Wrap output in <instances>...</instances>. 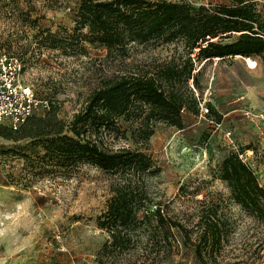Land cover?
<instances>
[{"label":"rangeland","instance_id":"obj_1","mask_svg":"<svg viewBox=\"0 0 264 264\" xmlns=\"http://www.w3.org/2000/svg\"><path fill=\"white\" fill-rule=\"evenodd\" d=\"M166 1L210 10L234 5L232 0ZM245 2L252 3L264 32V0ZM78 5L79 0H0V48L21 59V81L47 99L46 111L64 124L65 135L96 140L103 149L141 151L148 165L140 169L124 163L104 170L84 157L48 154L49 138L22 137L0 124V264H262L264 220L234 202L215 171L227 154L235 153L264 185L258 116L264 113V50L248 57L186 55L184 39L177 36L131 42L124 52L78 36L86 33L76 28ZM227 35L221 43L234 41L238 33ZM186 59L192 77L180 74L166 82L159 75L165 65L180 69ZM127 72L154 75L166 93H179L182 127L156 118L148 138L133 142L149 109L136 103L135 112L121 115L114 127L75 136L70 124L88 94ZM202 102L209 109L206 115L199 114ZM120 185L140 208L132 222L112 230L109 204ZM144 206L159 207L164 216L191 229L188 239L175 227L165 237L155 216H144ZM211 212L221 237L211 252L198 253L193 244L201 230L197 221Z\"/></svg>","mask_w":264,"mask_h":264},{"label":"trees","instance_id":"obj_2","mask_svg":"<svg viewBox=\"0 0 264 264\" xmlns=\"http://www.w3.org/2000/svg\"><path fill=\"white\" fill-rule=\"evenodd\" d=\"M232 1L234 5L222 4L210 10L204 6L193 7L184 2L166 0H79L76 28L86 29V33H78L79 37L124 52L131 42L169 41L181 36L187 47L186 55L195 52L197 56L211 58L260 54L264 50V32L261 31L263 26L257 23L259 15L254 12L252 3ZM262 10L264 13V3ZM232 32L238 33L237 38L230 43H221V39ZM214 38L218 40L213 41ZM188 65L189 59L180 69L167 64L159 75H163L166 82H171L180 74L185 79L192 77ZM136 103L146 104L149 109L136 127L133 142L148 138L152 132L151 122L156 118L177 128L182 127L181 95L172 89L166 93L154 75L127 72L105 80L88 94L84 107L74 115L70 130L78 137L87 131L90 133L92 129L95 132L101 127L110 129L121 115L135 112ZM35 116L29 117L17 130H9L18 132L22 137L49 138L48 154L66 158L84 157L104 170H114L124 163H134L140 169L148 165L147 156L141 151L126 147L103 149L96 140L80 142L65 135L64 124L53 111H46L41 117ZM215 174L226 182L234 202L264 220V185L259 184L253 170L237 154H227L218 163ZM127 192L121 185L114 189L107 222L112 230L117 224L125 226L132 222L135 210L140 208L129 202ZM142 210L144 216H155L156 224L164 231L165 237L169 229L175 227L188 239L186 234L191 229L164 216L159 207L149 210L148 206H144ZM197 224L201 230L198 242L193 243L195 250L199 253L201 249L208 248L206 251L209 253L221 237L218 218L214 212L207 213L200 216Z\"/></svg>","mask_w":264,"mask_h":264},{"label":"built area","instance_id":"obj_3","mask_svg":"<svg viewBox=\"0 0 264 264\" xmlns=\"http://www.w3.org/2000/svg\"><path fill=\"white\" fill-rule=\"evenodd\" d=\"M22 70L21 59L0 48V124L11 130H17L29 117L49 108L47 99L38 97L29 85L21 81ZM199 110L200 115H206L208 112L204 102L200 104ZM258 116L264 137V113H259ZM208 121L218 126L216 121Z\"/></svg>","mask_w":264,"mask_h":264},{"label":"bare ground","instance_id":"obj_4","mask_svg":"<svg viewBox=\"0 0 264 264\" xmlns=\"http://www.w3.org/2000/svg\"><path fill=\"white\" fill-rule=\"evenodd\" d=\"M246 62L250 67L255 66V63L253 61H251L249 58H246Z\"/></svg>","mask_w":264,"mask_h":264},{"label":"crops","instance_id":"obj_5","mask_svg":"<svg viewBox=\"0 0 264 264\" xmlns=\"http://www.w3.org/2000/svg\"><path fill=\"white\" fill-rule=\"evenodd\" d=\"M263 88H264V80H263Z\"/></svg>","mask_w":264,"mask_h":264}]
</instances>
